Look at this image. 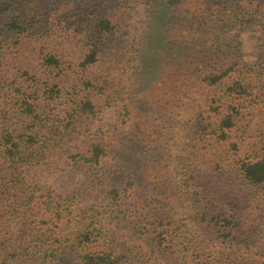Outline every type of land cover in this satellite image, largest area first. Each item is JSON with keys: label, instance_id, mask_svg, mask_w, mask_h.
Masks as SVG:
<instances>
[{"label": "trees", "instance_id": "16d2710c", "mask_svg": "<svg viewBox=\"0 0 264 264\" xmlns=\"http://www.w3.org/2000/svg\"><path fill=\"white\" fill-rule=\"evenodd\" d=\"M137 3L187 35L143 102ZM0 264H264V0H0Z\"/></svg>", "mask_w": 264, "mask_h": 264}, {"label": "rangeland", "instance_id": "374dc122", "mask_svg": "<svg viewBox=\"0 0 264 264\" xmlns=\"http://www.w3.org/2000/svg\"><path fill=\"white\" fill-rule=\"evenodd\" d=\"M129 6L130 7H127L125 12L121 14L123 18L119 24L120 27L123 28V31L128 34L127 38L131 40L129 43L136 51L137 49H141L143 46V57L140 59L141 62L139 60V70L141 71L138 75L139 86L137 91V98L140 102H143L146 94L149 93L151 88L157 84V79L159 80L161 72L162 74H165L169 71L167 67L169 66L171 55H174L175 52L178 53V50H180L178 44L179 42H183L182 35L185 37H187V35L179 32V30H182L181 23H174L173 26H171V30L166 31L165 23L166 17L169 14V9L164 12H160L157 11L158 7L156 6V8L151 13H149L148 6L144 3H137L136 6L133 7H131V5ZM191 7L194 8V3L186 4L185 8L180 11V18L184 19V24L188 23L189 21L190 23L195 22L199 24V31L196 33V35L190 36L188 40L194 41L196 38L197 41L203 47H205L206 51L209 50L207 53L209 58L211 53L216 50L219 39L223 40L228 38V35L226 34L228 31L227 29H225V31L220 29L218 23L212 21L214 19H205V21L198 19L194 21L191 16V12L193 11L190 10ZM153 14L154 16H152ZM232 36L234 39L235 33H233ZM238 41L243 43L241 47L242 53L240 54L242 59L247 63L255 61V55L258 56V54H256V51H254L253 35L247 32L243 33L240 35ZM171 50L175 51H172L171 53ZM135 63L137 62L133 60L130 66L133 67ZM161 88L162 91H159L158 87L156 88V91L149 103L150 107L152 106L155 108L153 105V97H159L160 100H162V97H164L163 85ZM115 114V111H105L96 124L102 128L105 127L107 122L114 119ZM181 115H183V113ZM182 118H185V116ZM185 134L186 133L183 129V126L181 124L178 125L176 129V137L174 136L175 142H178V144L173 150L170 151V153L172 152V154L175 156L178 154V152L180 153V151L183 149ZM39 182L42 185L47 184L51 188H55L57 191H61L63 189L61 185L62 182L56 183L50 178H40Z\"/></svg>", "mask_w": 264, "mask_h": 264}]
</instances>
